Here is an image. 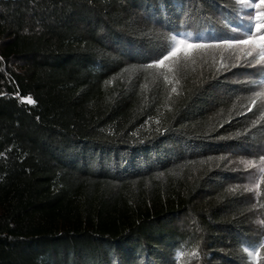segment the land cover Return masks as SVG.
I'll return each instance as SVG.
<instances>
[{
    "label": "trees",
    "instance_id": "1",
    "mask_svg": "<svg viewBox=\"0 0 264 264\" xmlns=\"http://www.w3.org/2000/svg\"><path fill=\"white\" fill-rule=\"evenodd\" d=\"M252 11L0 0V264H264Z\"/></svg>",
    "mask_w": 264,
    "mask_h": 264
},
{
    "label": "snow or ice",
    "instance_id": "2",
    "mask_svg": "<svg viewBox=\"0 0 264 264\" xmlns=\"http://www.w3.org/2000/svg\"><path fill=\"white\" fill-rule=\"evenodd\" d=\"M238 3L244 5L246 8L253 10L248 15L247 27L242 28V35L246 37V39H231L222 41L223 44L228 47H232L233 45H244L248 43H255L259 41L258 47V55L253 57L256 64L264 63V0H237ZM254 12V14H253ZM172 40L176 41L178 45L185 44L184 40L177 41L176 37L173 36ZM190 48H209L213 47L212 45L205 44H196V45H188ZM178 54V48L173 47L171 51L168 52L166 56L163 57L162 60H158L156 63L163 65L165 60H168L170 57L176 56ZM246 56H252V52L249 51L246 53ZM155 65H148V67H154ZM175 91V89H173ZM28 103H34L31 98H26ZM261 163H264V157L260 158ZM255 165L252 163L246 164V167H254ZM264 171V169H262ZM264 224V221H261ZM246 253H249V256H252V252H249L248 248L243 250ZM196 253H193L195 255Z\"/></svg>",
    "mask_w": 264,
    "mask_h": 264
},
{
    "label": "rangeland",
    "instance_id": "3",
    "mask_svg": "<svg viewBox=\"0 0 264 264\" xmlns=\"http://www.w3.org/2000/svg\"><path fill=\"white\" fill-rule=\"evenodd\" d=\"M255 169V172H258V171H262V169H264V163H262V164H259V165H255L254 167H253V170ZM254 172V173H255ZM264 174V173H263ZM253 175V174H252Z\"/></svg>",
    "mask_w": 264,
    "mask_h": 264
}]
</instances>
